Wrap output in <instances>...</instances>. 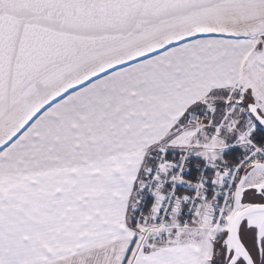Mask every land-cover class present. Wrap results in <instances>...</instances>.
<instances>
[{
	"label": "snow or ice",
	"instance_id": "snow-or-ice-1",
	"mask_svg": "<svg viewBox=\"0 0 264 264\" xmlns=\"http://www.w3.org/2000/svg\"><path fill=\"white\" fill-rule=\"evenodd\" d=\"M0 264H264V0H0Z\"/></svg>",
	"mask_w": 264,
	"mask_h": 264
}]
</instances>
